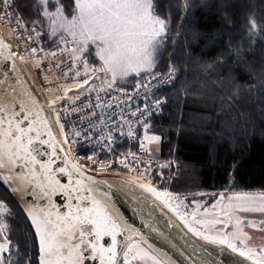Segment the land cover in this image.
<instances>
[{
  "label": "snow or ice",
  "instance_id": "snow-or-ice-1",
  "mask_svg": "<svg viewBox=\"0 0 264 264\" xmlns=\"http://www.w3.org/2000/svg\"><path fill=\"white\" fill-rule=\"evenodd\" d=\"M29 7L33 9L31 27L13 14L12 0H0V18L9 22L16 21L15 31L31 41V44L24 48L29 55L44 52L43 46L37 48L33 45L44 37H51V50L44 52V56L55 58L59 54L62 58L60 63L49 66L63 68V79L71 81L58 86L64 91V96L53 97L47 106L56 112V123L61 130L65 125L60 123L59 109L68 105V111L63 115L73 114L77 106L75 103L70 104L69 101H73L74 97L78 98L85 91L95 90L92 86L88 89L82 87L88 85L89 80H92L93 84L100 80L109 89L116 91L119 89L120 81L130 74L135 73L141 78L143 74L151 77L147 86L171 85L172 91L177 93V103L181 100L184 104L199 103L188 97L204 90L199 85L189 88L187 80L181 81L174 58L173 62H169L163 68L161 65L164 61L160 60L158 63L160 50L172 39L169 35L172 15L161 18L164 5L159 4V0H32ZM167 7L171 14H183L181 19L184 26L181 28V34L190 31V40L186 41L189 45L201 38L203 33L197 28L194 18L197 9L209 7L207 0L199 2L168 0ZM190 19L194 22L191 29H188ZM257 29L264 33V20L253 19L249 22L250 32H256ZM2 47L5 45L0 42V48ZM93 49L99 60L95 67L89 61ZM241 53L240 48H230L228 51L222 49L213 57L204 59L189 52L187 66L199 67L202 70L196 72L195 76L199 77L206 89L213 73L232 60L237 64L243 61ZM16 56L17 54L9 49L7 58L12 60L13 65L16 63ZM229 79L235 81L234 76H230ZM136 87L139 89L145 85L137 83ZM241 87L233 83L234 90ZM71 88H78L81 91L69 96L68 90ZM204 94H207L206 91ZM244 94L264 97V86L256 88L250 85ZM145 95L148 93L145 92ZM229 95L232 100L238 98L235 91H230ZM105 96H110V93L105 91ZM220 96L223 103H228L224 93H220ZM57 99L62 103L56 105ZM98 101L107 102L99 96ZM166 102L165 99H155L153 104L148 105L145 101V109L139 111L137 120L144 129L143 138L140 140L141 150L144 149L145 141L154 143L157 150L160 149L162 134H149V123L147 119L141 118L150 116L153 108L159 110ZM261 113L264 115V106ZM25 121L26 127L22 126ZM50 123L51 121L43 120L39 112L33 116L23 105L19 113L14 108L0 106V168L7 172V175L0 176V179L8 184L9 180L14 178V174L16 178L23 176V171L17 173V169L27 168L34 174L35 166L39 165L41 173L48 180L47 187L32 190L31 203L26 206L16 204L7 195L0 197V264H37V259L38 264H85V261L96 260L99 264H121L119 259L121 255L122 264H175L166 252L149 243L145 235L144 229L154 233L158 231L153 217V213L157 212L165 221V228L178 230L183 238L190 235L205 242L200 248L199 260L194 258L197 246L191 245V252L186 257L190 264H223L222 257L228 250L244 257L251 264H264V246L246 245L249 236L242 230L238 217L228 215L227 219L222 220L218 214H210L208 202L203 200L202 196L198 198L193 194L190 199L187 195L181 198L170 190L166 182H158L157 175L162 178L164 169L171 165H155L151 161V156L156 155L155 152L149 154V159H141L132 153L131 160L128 159L129 153H123L124 158H120L113 152L115 162L122 166V170L131 172L134 168V175L129 176L127 180L94 178L86 175L85 169L111 171L113 161L106 153L103 158L98 153L71 155L75 150L71 147L74 141L70 138L68 152L63 158L64 166L53 169L51 157L56 156L59 137L53 138L50 128L45 130ZM209 130L211 131V126ZM81 135L86 138L84 143H90L87 133L77 131L74 139L78 140ZM128 135L131 137L133 133L129 131ZM45 136L48 138H44ZM53 139L57 143H53ZM113 144L114 141L108 144L109 151H113ZM37 145L48 146L51 149V157L47 162L39 160L34 154L40 153ZM101 151L103 152V149ZM213 155L214 149L209 159H212ZM85 159L87 164L73 162ZM236 167L238 169L239 165ZM53 171L66 176L69 181H72L74 175L77 177L74 181L75 207L73 209L69 204L66 213L54 211L57 205L51 202L52 195L59 190L71 199L72 192L52 176ZM226 179L232 180L233 177L226 173ZM100 185H107L109 190L99 191ZM112 188L116 191H111ZM10 190L16 192L18 188L10 187ZM84 192H87V195H81ZM118 196L128 197L136 202V206L131 210L136 211L137 207L141 209V227L134 226L117 211L115 198ZM228 200L229 209L235 207L245 212L264 213V191L259 194L233 193ZM82 203L84 206H81ZM217 207L218 204L213 203L212 211L214 212ZM143 211H147L148 215L143 216ZM21 223L25 226L24 235L18 239L17 230ZM229 224L232 225L231 228H228ZM217 225L223 227H216ZM247 227L259 229L264 234V219H260L259 222L250 220ZM159 234L167 239L163 232ZM106 238L110 239L107 247L103 243ZM261 244L264 245V240ZM209 245L221 247L211 249ZM172 247L175 248L176 245L172 244ZM180 254L185 255L184 252ZM213 256L221 257V260L211 259Z\"/></svg>",
  "mask_w": 264,
  "mask_h": 264
},
{
  "label": "trees",
  "instance_id": "trees-1",
  "mask_svg": "<svg viewBox=\"0 0 264 264\" xmlns=\"http://www.w3.org/2000/svg\"><path fill=\"white\" fill-rule=\"evenodd\" d=\"M31 2L13 1L14 13L30 26ZM207 3L209 7L197 9L194 18L203 35L189 45L186 41L190 40L187 37L190 31L181 34L183 14H171L168 0H159V4L164 5L161 18L172 15L169 35L174 41L166 42L160 50L158 63L163 60V68L174 58L181 81L187 80L189 88L199 85L207 94L197 92L188 99L199 103L184 104L183 100L177 103V93L172 91L171 85L160 91L159 96L167 101L166 106L160 115L149 119V133L162 134L159 158L171 161V167L157 180L166 182L175 195L182 197L228 191L259 194L264 191V115L261 113L264 97L244 93L250 85L264 86V33L259 29L249 31L251 20H264V0H207ZM193 22L189 20L188 29ZM42 41L46 48L45 42L51 45V37H44ZM230 48L242 49L243 61L237 64L232 60L213 73L205 89L195 76L202 70L187 66L189 52L208 59ZM230 76H234L235 81L230 80ZM146 77L137 80L139 77L133 76L128 82L132 81V86L126 87L136 86L137 81L142 84ZM234 82L242 87L234 90ZM230 91L237 92L238 98L232 100ZM220 93H224L228 103H223ZM213 149V158L209 159ZM186 172L188 177H185ZM226 173L233 179L227 180Z\"/></svg>",
  "mask_w": 264,
  "mask_h": 264
},
{
  "label": "water",
  "instance_id": "water-1",
  "mask_svg": "<svg viewBox=\"0 0 264 264\" xmlns=\"http://www.w3.org/2000/svg\"><path fill=\"white\" fill-rule=\"evenodd\" d=\"M0 42L5 45V47L0 48V106H6L9 109L14 108L18 113L20 112L21 106L23 105L26 109H28L33 116L39 112L40 117L43 120L51 121L50 124L46 126V129L52 130L53 138L59 137V143L55 139H53V143H57V151L56 156L51 157V149L48 146H40V153H34L37 155L39 160L47 162L51 157L53 169H58L63 167V158L65 154L68 152L66 147V143L64 141L60 126L56 123V112L50 110L47 106L51 103L52 99H50L40 87L38 81L34 77L29 65L23 61L18 55L16 56V63L13 65L12 60L8 59L9 49L15 53L16 51L13 49L11 43L6 38L2 30L0 29ZM91 81H89L90 84ZM88 84V85H89ZM88 85H82L84 89H87ZM81 89H73L68 91V95L71 96L75 92H80ZM35 102V103H33ZM62 101L60 99L56 100V105L61 104ZM44 106V107H42ZM22 115V114H21ZM24 127L27 126V121L23 123ZM44 138H48L45 136ZM62 146V148H61ZM77 163L75 160L73 161ZM23 171V176L16 178L14 174V178L10 179L8 184H5L2 179L0 182L7 188L9 193L12 195L14 200L18 205L26 206L31 203L32 196L31 192L33 189L39 190L41 187H47L48 180L46 176L41 173L39 165L35 166L34 174L29 171V169H17L16 172L19 173ZM86 175H91L94 178L97 177H108L115 180H127L129 176L121 175V174H105V173H94L85 169ZM7 175L5 169L0 168V176ZM52 176L59 180L62 185H65L69 188V191L72 192V197L69 199L66 193H62V191H57L52 195L51 202L57 205V208L54 211H60L62 213H66L68 211V205L71 204L73 209L75 207V179L77 177L74 175L72 181H69L68 178L58 171H53ZM10 187L18 188V191L12 192ZM99 191L103 192L108 189L107 185L98 186ZM111 191H116L115 188H112ZM234 192H222L219 194H204L198 197H206L213 199V203H217L218 207L212 211V204H209L210 199L207 200L208 208L210 210V214H218L219 218L224 220L227 219L228 215H233L238 217L241 220V228L244 232H246L249 236V240L246 241V245L248 247H259L264 246L261 244V241L264 240V234H262L259 229H252L247 227V224L250 220H256L259 222L260 219H264V213L260 212H245L233 207L232 209L228 208V204L230 203L228 197L231 196ZM221 194H223V199H221ZM254 194V193H252ZM81 195H87V192L82 193ZM44 201H38V203H43ZM115 202L117 205V211L125 216V218L133 223L136 227H141L140 215L141 209L136 208V211H132L131 209L136 206V202L131 200V198L118 196L115 198ZM86 203V202H84ZM84 203L81 206H84ZM143 216H147V211H143ZM153 217L155 218V225L158 229L157 232H151L147 229H144L145 235L154 247L166 252L168 256L175 261V264H190L189 260L186 259L187 254L191 252V245L195 244L197 246V253L194 255V258L200 259V248L204 245V241L197 240L196 238L191 237L190 235L186 238L182 237V233L175 229H169L164 227L165 221L160 218V214L153 213ZM30 223V222H29ZM216 227H223V225H217ZM232 225L229 224L228 228H231ZM34 231V230H33ZM163 232L167 239H164L159 234ZM118 239H123L122 237H118ZM169 241L171 243H169ZM38 243V242H37ZM107 247L110 244V239L106 238L103 242ZM239 243V242H238ZM172 244H175L176 247L173 248ZM221 246L217 245H209V248L216 249ZM184 252L185 255H181L180 253ZM122 264V255L119 257ZM211 259H216L218 261L221 260V257L213 256ZM223 264H251L250 261L246 260L244 257L239 256L238 254L231 253L228 250L222 257ZM85 264H99V261H85Z\"/></svg>",
  "mask_w": 264,
  "mask_h": 264
},
{
  "label": "built area",
  "instance_id": "built-area-1",
  "mask_svg": "<svg viewBox=\"0 0 264 264\" xmlns=\"http://www.w3.org/2000/svg\"><path fill=\"white\" fill-rule=\"evenodd\" d=\"M13 1L14 0H12V2ZM16 16L20 17L18 15ZM30 44L31 41L27 39L24 47L26 48ZM33 46H42L41 40ZM61 59V56L58 55L53 58L52 62L47 63L46 71L43 69L42 72L44 78L54 77L55 79H63V68L58 69L49 66L60 63ZM150 80L151 77L145 81V87L139 89H118L113 91L103 85L102 87L105 89H95L94 91H88L87 93L80 95L78 98L74 97L73 101L69 102L70 104L75 103L77 106L73 114L69 116L63 115L68 111V105H65L59 110L61 113L60 123L65 125L63 133L68 144L69 139L72 138L74 142H72L71 145L77 147L80 152L88 154L98 153L101 158H103L106 153L109 159L113 161L111 165L112 170L106 172L116 170L121 173L134 175V168L131 172L122 170V166L115 162V156L124 158L122 154L129 153L130 155L128 156V159L131 160L133 158L131 154L135 153L137 156H140L141 159H149L145 150L140 149V141L137 136V131L141 126V123L137 120V117L139 116V111L145 109V101L148 102V105H151L154 103L155 99H162L156 96L161 90L168 86L164 85L163 87H159L154 84L147 86ZM65 83H71V81H64L61 85ZM105 91H108L110 96H105ZM145 92L148 93L147 96L145 95ZM124 93H127V95ZM98 96L107 102L100 103L98 101ZM163 108L164 106L159 110L153 108L150 116L141 118V120L159 114ZM133 113H135V115H133ZM77 131L87 133V139L90 143H84L86 138L83 135H81L78 140H75L74 134ZM129 131L133 133L131 137L128 135ZM112 141H114V144L112 145L113 151H109L108 144ZM101 149H103V152ZM113 152L115 153V156L113 155ZM151 161L153 162L152 158Z\"/></svg>",
  "mask_w": 264,
  "mask_h": 264
},
{
  "label": "rangeland",
  "instance_id": "rangeland-1",
  "mask_svg": "<svg viewBox=\"0 0 264 264\" xmlns=\"http://www.w3.org/2000/svg\"><path fill=\"white\" fill-rule=\"evenodd\" d=\"M13 7H14V4H13ZM12 10H13V8H12ZM13 14H14V12H13ZM19 18H21L23 22H26L21 16ZM0 23H1L2 27L5 28L4 30L11 36L12 42H13V39H14L15 43L13 42L12 45H14L16 47V50L19 51L20 55L23 56L31 64V66L33 67L34 71L38 75V78L40 79V82L42 83L43 88L48 93V95L52 99H53V97L61 96L64 91L61 90L58 86L61 85V83L64 82L65 80L64 79H55L54 77L44 78L43 75H42L43 69L46 71L47 63L53 61V58L44 56V52H48V51L51 50V45H49L48 43L45 42V44H46L48 49L44 48V52H40L37 55H29V53L24 51V48H25L24 45L27 42L28 38L27 37H21L19 35V32L15 31V27H16L15 20H12V21L9 22V21H7V20H5L3 18H0ZM28 26L31 27L30 25H28ZM187 37H190L189 33H188ZM41 41H42V39H41ZM172 41H174V39L169 40V42H172ZM183 43H184V41H183ZM18 44L20 45L19 47H18ZM41 47L42 46H39L37 48H41ZM61 47H63V45ZM58 51L59 50H57V52ZM93 51H94V49H93ZM94 53H95V51H94ZM58 55L59 54H57L56 56H58ZM91 56H93V57L89 58V61H90V63H92V66L95 67L97 64H99V60L95 56V54H93ZM141 75H142V77H144L143 74H141ZM133 76H137V75L135 73L130 74L124 80L120 81V85L119 86L120 87H125L126 85H129V84H130V86H132V81H131V83H128V82H129L130 78L133 77ZM137 80H141V77H139ZM137 80H135V81H137ZM135 83H139V82L137 81ZM94 85H95L94 89H101V90L105 89V88L102 87L103 85L107 87V85L106 84H102L100 82V80H96ZM73 89H77V88H71L69 90H73ZM59 110H61V109H59ZM187 130H190V127H188ZM198 130H200V129L198 128ZM149 134H151V133H149ZM141 135H142V138H143L144 129H142ZM71 147L75 150L74 154L75 153L81 154V152L78 150L77 147H75L74 145H71ZM144 148L148 149L150 153L155 152L156 153L155 156H160V154H161V147H160L159 150H157V147H156V145L154 143H149V142L145 141L144 142ZM76 161L78 163H83V164H87L88 163L86 159L85 160H76ZM153 163L155 165H157V166L158 165H169V164H171V161L163 159V158H160V159H154ZM188 169L190 170V168H188ZM168 170H169V167L165 168L163 174H167ZM187 174L188 173L186 172L185 177H188ZM157 179H159V174L157 175ZM219 193H221V192H218L217 194H219ZM208 199L209 198H207L205 201H207ZM203 214H204L203 210H201V215H203Z\"/></svg>",
  "mask_w": 264,
  "mask_h": 264
},
{
  "label": "flooded vegetation",
  "instance_id": "flooded-vegetation-1",
  "mask_svg": "<svg viewBox=\"0 0 264 264\" xmlns=\"http://www.w3.org/2000/svg\"><path fill=\"white\" fill-rule=\"evenodd\" d=\"M5 195H7L11 200H13L14 202H15V200H14V198L12 197V195L9 193V191L7 190V188H5L4 186H3V184L0 182V197H3V196H5ZM16 203V202H15ZM17 204V203H16ZM24 224L23 223H21L20 224V228L17 230V238L19 239V238H22L23 237V235H24ZM29 227H30V223H29ZM33 236H34V231H33ZM36 252H37V257H38V244H37V246H36ZM37 264H38V259H37Z\"/></svg>",
  "mask_w": 264,
  "mask_h": 264
},
{
  "label": "bare ground",
  "instance_id": "bare-ground-1",
  "mask_svg": "<svg viewBox=\"0 0 264 264\" xmlns=\"http://www.w3.org/2000/svg\"><path fill=\"white\" fill-rule=\"evenodd\" d=\"M0 29L2 30V32L4 33V35L6 36V38L11 42V44L14 42L15 43V41H14V39H13V42H12V40H11V36L4 30L5 28H3L2 27V25H1V23H0ZM14 46V45H13ZM15 47V46H14ZM33 72H34V74H35V76H36V79L38 80V82L41 84V82H40V80H39V78H38V76L36 75V72L33 70ZM42 85V84H41Z\"/></svg>",
  "mask_w": 264,
  "mask_h": 264
}]
</instances>
